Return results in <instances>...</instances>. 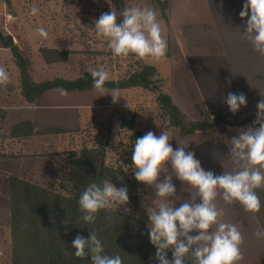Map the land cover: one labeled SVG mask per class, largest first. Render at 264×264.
Returning a JSON list of instances; mask_svg holds the SVG:
<instances>
[{"label":"clouds","instance_id":"obj_1","mask_svg":"<svg viewBox=\"0 0 264 264\" xmlns=\"http://www.w3.org/2000/svg\"><path fill=\"white\" fill-rule=\"evenodd\" d=\"M38 11L36 6H31L29 14L35 16ZM158 15V11L149 6H125L117 11L110 5L109 12L93 21L92 29L96 38L106 42L117 58L159 62L166 58L167 42L162 36ZM239 16L241 21L246 20L243 31H239L241 38L264 58V0H245ZM34 31L41 38L48 36L44 27L38 26ZM90 76L92 89L99 97L111 96L113 102L117 101L119 90L105 86L109 80L106 66L92 69ZM9 82V72L0 67V87ZM58 91L61 96L65 95L63 89ZM223 102L229 112L236 115L246 107L247 97L243 93L229 92ZM256 109L253 123L238 129L237 135L231 138L225 161L230 162L232 170L223 171L221 175L204 170L194 153L186 151L188 144L177 143L173 149L163 132L157 136L149 131L134 141L132 173L138 184L152 190L151 203L144 205V210L156 264H239L242 260L240 227L225 216L226 209L233 205L251 214L261 208L257 190L264 187V96ZM173 177L189 194L187 200L181 201L176 196ZM128 203L126 187L117 188L111 180H90L77 201L79 220L94 225L102 211L117 213L123 209L128 213ZM68 224L67 219L65 227ZM253 235L264 241V228L258 227ZM71 248L73 251H68V255L87 258L89 264H123L121 255L105 253L95 231H88L87 238L76 236Z\"/></svg>","mask_w":264,"mask_h":264},{"label":"rangeland","instance_id":"obj_2","mask_svg":"<svg viewBox=\"0 0 264 264\" xmlns=\"http://www.w3.org/2000/svg\"><path fill=\"white\" fill-rule=\"evenodd\" d=\"M117 1L122 3V8L125 6H149L158 11V20L161 23L162 36L167 42L166 54L169 53L172 57L168 55L159 62L145 59L144 63L146 65L155 66L158 69L159 76L163 79V93L169 95L172 94V92H176L173 94L177 101L180 103L186 101L197 107L195 92L188 88L191 87L189 80H187L189 75H185L184 73L181 75L176 74V76L182 78V81L181 83H175L172 81L174 79L173 71H175L172 65L182 60L181 54L186 58L188 51L194 53L198 52L201 56L217 51L216 47H218V43L216 36L211 34V22L207 18L197 21L202 25H194L192 20H188L186 16L187 13L179 17L177 10L173 13L170 10L166 11L167 17H165L163 14L164 11H161L160 6L155 0H0V28L5 34L11 35L14 42L25 52L26 59L30 64L32 77L37 82H45L56 78L72 80L100 66H106L108 68V81H117L123 73L124 65L125 69L128 64L135 67L134 63L136 59L131 58V60H129L128 58L123 59L113 56L106 42L97 39L92 29L93 21L98 19L102 14L110 11V5L115 9L118 8L116 5ZM235 2L236 5L239 3L244 4L245 0H237ZM166 3H164L165 7ZM31 6H36L39 9L37 15L33 16L29 14ZM204 24H206V32L203 27ZM38 26L44 27L47 31L48 36L46 39L39 37L34 31ZM59 41H63L62 47H56ZM42 47L58 50L72 49L73 54L70 56L68 62L47 65L40 54V49ZM75 49H78V51H74ZM0 67H4L10 74L9 84L2 86L3 88L0 87V126L2 128L3 125L4 129H6L20 122L22 118L25 119V117L23 112H10L6 114L4 109L19 107L21 106L20 103H24V100L20 95L19 71L14 64L12 54L10 51L4 50L1 47ZM174 87L176 88L175 91ZM4 88L7 90L9 88L11 91L6 92ZM121 94L123 96L122 100L124 99L132 103L131 105L128 104L130 106H127L124 102L121 103V105L127 106V108L123 109L124 112H122V116L124 114V117L131 118V115L136 113L138 115L137 130L140 131L142 135L151 131L159 136L163 132L169 137L172 145V140L178 131L175 128L172 129L168 127V118L164 117L159 110L155 100V94H153L152 91L150 92L142 88L121 90ZM182 106L187 110L186 103L182 104ZM84 114L83 123L86 124L87 113ZM238 114L242 120L249 119L251 121L248 125L253 123V120L246 117V115L242 113ZM119 119H121L120 114L117 116L116 120H114L113 128L110 126L111 130L108 129L110 128L109 123L105 125L102 123L92 124L91 127H89L91 129L90 131L89 129H86V131L84 130V137L82 136L80 139H78V135L77 138L75 137L78 142L77 145H74L73 150L80 151L85 145L91 146L94 144L93 142L96 141H98L100 145H104L105 137L111 134L114 135V137L112 136V146L115 145L119 147L121 154L126 153L125 157L128 158L130 166H132V156L129 154L131 153V150H129L130 145H127L130 133L118 132ZM61 126L62 125H60V127ZM84 126L82 124L81 131ZM118 134H121V136H118ZM3 139L5 138L3 137ZM3 139H0V148L2 147V142H5L2 141ZM64 141L66 144L69 142L68 138H64ZM56 143L57 140L52 142L49 139L35 138V140L32 141V145L25 151L32 154L33 158H29L27 161L22 159L11 162L6 161L7 159L0 160V264H11L8 178L14 176L31 180L45 187H55L62 175V167L66 162V156L64 159H61L62 157H55L59 155H52L48 159H36V157H38V153L43 148H46V151L50 149V152L53 153L60 152L62 149L64 150L67 148V145L61 148L57 146ZM120 143L124 144L122 148H120ZM7 147L8 146H5L6 149ZM113 151H111V155L115 157V152ZM116 153H118V151H116ZM170 172L171 169L169 167V173ZM161 179H163V176H161ZM138 192L141 194L142 198L139 206L141 209H139L138 215L148 224L144 205L151 203L152 190L141 185L138 188ZM181 198L187 200V195H182ZM259 198L261 200V196H259ZM234 208H236V205H234ZM261 210L262 211L259 210L256 212V216L259 215L258 221L260 225L258 224V227L260 228H262V223L264 222V205H262ZM239 221H241L242 224L245 223L243 218H239ZM250 229L251 227L248 226L246 229L248 233H250ZM248 233V236L245 237L248 241V243L246 242V247L251 246L252 241H254L253 236ZM259 241L261 242V240ZM260 242L257 251L255 249L253 251L255 254L253 256L255 257L249 254L248 248L245 252L240 250L242 255V260L239 262L240 264H264V249Z\"/></svg>","mask_w":264,"mask_h":264},{"label":"trees","instance_id":"obj_3","mask_svg":"<svg viewBox=\"0 0 264 264\" xmlns=\"http://www.w3.org/2000/svg\"><path fill=\"white\" fill-rule=\"evenodd\" d=\"M116 5L117 11L123 9L120 1H117ZM119 22L118 19L117 23ZM0 47L12 54L14 64L19 71L21 96L30 105H37L40 98L51 90L63 89L69 93L93 90L90 72L74 80L56 78L45 82L34 81L25 52L14 42L13 37L5 34L1 28ZM72 52L46 47L40 49V54L47 65L68 62ZM128 59L131 60V57ZM134 64L135 67L131 64L127 65L128 70L121 74L119 80L106 81L105 86L109 90L142 88L152 91L159 110L168 118V127L177 129L181 136L210 131L221 125L243 127L251 123L249 119L242 120L238 113L232 115L230 112L215 113L212 119L202 122L186 120L182 112L173 104L171 97L162 92L160 83L156 79L155 68L141 64L137 59ZM131 116L127 118L123 114L118 121V132L130 133L127 145H130L129 154L132 156L134 141L143 135L137 130L138 115L133 113ZM113 125L114 119L109 121V127L113 128ZM111 127L108 129L111 130ZM53 134H62V131L57 129L37 131L31 122L19 123L9 132L11 138ZM109 135L105 137L104 145L96 141L91 146L85 145L80 151L72 148L65 153L67 159L55 187H45L14 176L8 178L11 264H89L87 258L78 259L67 254L68 251H73L71 244L75 237L87 238L88 231L97 233L98 238L103 242L105 253L121 255L123 264H156L155 248L149 242L147 223L138 215L142 199L138 188L141 185L134 178L132 166L125 157L126 153L121 154L119 147L112 146L114 135ZM3 136L4 133L0 134V138ZM122 145L124 144L120 143V148ZM111 151L115 152V157L111 155ZM6 157L0 154V160L7 159ZM90 180L97 182L111 180L117 188L126 187L129 197L127 208L130 211L128 213L123 209H119L117 213L102 211L98 214L94 225L80 221L77 201ZM257 195L261 196L262 208L264 192L257 191ZM67 219L70 224L65 227L64 221ZM168 258L171 259L170 252Z\"/></svg>","mask_w":264,"mask_h":264},{"label":"crops","instance_id":"obj_4","mask_svg":"<svg viewBox=\"0 0 264 264\" xmlns=\"http://www.w3.org/2000/svg\"><path fill=\"white\" fill-rule=\"evenodd\" d=\"M155 1L160 6L161 11H164L163 14L165 17H167L166 11L170 10L173 13L177 10L179 17L187 13L186 16L188 20H192L194 25H202L197 21L207 18L211 22V34L216 36L218 43V47H216L217 51L213 53L201 56L198 52L194 53L188 51L186 58L181 54L182 60L172 65L175 70L173 71L174 79L172 81L175 83H181L182 81V78L176 76V74L181 75L184 73L185 75H189L187 80H189L192 88H188L195 92L197 107L183 101L181 102L182 104H187L186 110L185 107L176 100L173 94L176 92L169 94L173 104L182 112L188 121L202 122L212 119L215 113L224 114L229 112L226 104L223 102L229 92L243 93L247 97V105L242 108L239 113L246 115V117L254 121L257 111L256 105L261 99V96H264V58L259 57L252 50L251 46L240 36V32L243 31V25L246 23V20L241 21L239 16L243 3L236 5L235 1L237 0H168L165 7V4H161L159 0ZM203 27L206 32V24H204ZM62 44L63 41H59L56 47H62ZM65 50L72 51V49ZM74 51H78V49ZM168 55L172 57L169 53L166 54V56ZM139 61L141 64L146 65L144 60ZM152 67H154L157 72L156 79H158L162 88L163 79L160 78L158 69L155 66ZM125 70L128 69L127 67L125 69L124 65L123 74ZM8 90L6 89L5 91H11L9 88ZM161 90L163 92V88ZM175 90L176 88L174 87V91ZM122 97L121 90L118 92L116 102H113L111 96L99 97L94 90L73 93L65 91L64 96H61L58 90H51L40 98L37 105H30L23 99L24 103H20L21 106L12 109H4L6 114L10 112H23L25 119L22 118L20 122L6 129H4L3 125V129L0 126V134L4 133L3 137L5 138H0L3 139L2 141H5L1 144L2 147L0 148V152L2 155L7 156V160H4L8 162L22 159L27 161V159L32 158V154L25 152L26 149L32 145V141L35 140V138H41L46 140L49 139L52 142L57 140V146L63 148L64 145H67V148L55 153L50 152V149L46 151L47 149L43 148L38 153L36 159H48L52 155H59L55 157H62L61 159H64L65 153H68L74 145H77V135L79 136L78 139L82 136L84 137V130L86 131V129H89L90 131L91 129L89 127H91L92 124L102 123L105 125L113 119L116 120L119 114L122 117V112H124L123 109L132 104L124 99L122 100ZM122 102L126 103L127 106L121 105ZM84 113H87L86 124L83 123ZM22 122L33 123L37 131L57 129L62 131V134L11 138L9 136L10 129ZM82 124L85 126L81 131ZM60 125L62 126L60 127ZM247 126L249 125L243 127L221 125L210 131L200 132L185 137L181 136L177 130L178 132L176 131L177 134L172 140V147L175 149L178 146L177 143L188 144L186 151L194 153L195 158L200 161L201 167L204 170L212 171L216 175H221L223 171L232 170L230 162L225 161L231 138L237 135L238 129L246 128ZM64 138H68V144L65 143ZM5 146H8L7 149ZM173 184L176 186V196L179 197L181 201L186 200L181 198L182 195H187V199L189 198V194L184 191L181 183L174 177ZM257 191L264 192V187H261ZM220 203H222V201H220ZM176 206L179 205L177 204ZM239 218L244 219V226L242 222L239 221ZM225 219L236 223L240 227L243 238L240 250L245 252L248 248L249 254L252 256L255 255L253 251L254 249L257 251L260 242L253 235L259 224V218L256 216V213H248L241 206L236 205V208H234L233 205L226 209ZM248 226L251 227L250 233L246 230ZM247 233L254 238V241L251 243L252 245L249 247H246L248 243L247 239H245V237L248 236ZM260 243L264 249V241Z\"/></svg>","mask_w":264,"mask_h":264},{"label":"built area","instance_id":"obj_5","mask_svg":"<svg viewBox=\"0 0 264 264\" xmlns=\"http://www.w3.org/2000/svg\"><path fill=\"white\" fill-rule=\"evenodd\" d=\"M166 1H167V0H159V2H160L161 4L166 3Z\"/></svg>","mask_w":264,"mask_h":264}]
</instances>
